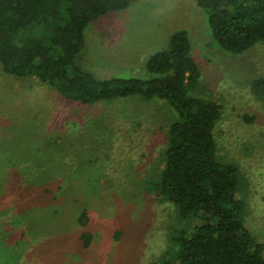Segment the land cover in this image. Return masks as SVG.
<instances>
[{"label": "rangeland", "instance_id": "374dc122", "mask_svg": "<svg viewBox=\"0 0 264 264\" xmlns=\"http://www.w3.org/2000/svg\"><path fill=\"white\" fill-rule=\"evenodd\" d=\"M182 29L201 71L195 93L222 107L221 156L238 167L244 223L264 240V45L224 50L195 0H132L88 26L78 64L99 78L149 79L148 58ZM133 97L76 104L0 66V264H160L177 218L150 175L173 113ZM51 164L63 172L45 181Z\"/></svg>", "mask_w": 264, "mask_h": 264}, {"label": "trees", "instance_id": "16d2710c", "mask_svg": "<svg viewBox=\"0 0 264 264\" xmlns=\"http://www.w3.org/2000/svg\"><path fill=\"white\" fill-rule=\"evenodd\" d=\"M195 1L224 50L241 54L264 45V0ZM131 3L0 0V66L8 75L51 86L76 104L110 103L131 96L149 103L165 101L173 116L159 152L162 163L157 177L150 175L154 180L150 191L175 205L177 223L172 225L171 248L159 257L160 264H264V240H257L243 220L238 167L221 156L217 131L221 104L195 93L201 88H197L201 71L192 56L188 31H176L168 48L148 58L149 79L99 78L78 64L88 26ZM260 85L264 80L255 81L256 87ZM54 165L45 181H55L63 172ZM80 221H89L88 210ZM81 238L85 249L93 236L84 231Z\"/></svg>", "mask_w": 264, "mask_h": 264}]
</instances>
